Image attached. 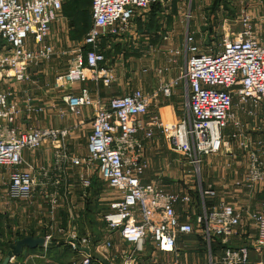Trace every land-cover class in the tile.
Instances as JSON below:
<instances>
[{"label":"built area","instance_id":"obj_1","mask_svg":"<svg viewBox=\"0 0 264 264\" xmlns=\"http://www.w3.org/2000/svg\"><path fill=\"white\" fill-rule=\"evenodd\" d=\"M64 1L0 0V82L8 78L29 81V69L52 56L54 47L46 38L53 23L59 20ZM157 1L161 0H90L91 22L78 45L75 64L57 75L56 80L113 84L116 73L108 64L106 51L114 38L128 31L138 11ZM235 21L240 24L239 30L232 39L225 36L218 49L211 43L206 51L202 50L198 40L201 36L186 32L185 60L179 76L161 82L152 94L137 88L105 100L93 98L85 89L65 94L63 100L70 112L79 114L85 106L93 109L84 157L68 153L63 143L68 134L66 128L46 125L20 129L16 119L21 108L14 91L0 90V170L8 174L9 196L28 199L39 179L48 177L49 168H38L22 158L24 149H38L48 140L56 148L53 160L58 170H64L66 163L94 166L102 184L115 192L108 200V210L102 213V221L107 233H117L130 247L108 255L111 264H157L156 254L160 252H170L174 257L172 264H178V241L183 236L199 230L208 243L215 237L226 243L246 220L255 230L251 246L264 250V203L260 211H246L243 217L228 202L207 205L205 198L217 195L211 186L205 188L198 183L200 201L192 203L188 190H167L159 176L155 181L144 182L150 160L144 155L142 139L150 140L160 134L170 150L195 167L199 178L203 158L220 152L224 146V129L230 123L239 125L233 111L234 99L249 115L264 107V42L252 32L248 13L241 9ZM171 52L179 56L182 48ZM182 82L186 109L182 118L166 121L149 111L152 97L158 92L169 97ZM34 110L42 108L36 106ZM249 163L243 182L252 186L264 180V154L261 158L255 152L250 154ZM89 185L90 178H83L82 186ZM179 203L185 212L183 220L176 209ZM44 239L47 245L51 236ZM66 241L74 250L77 245L90 250H78L81 258L77 264H90L92 250L98 245L114 247L109 238L78 232H71ZM149 247L152 254H146ZM8 264L27 263L12 255ZM209 264H264V257L250 259L248 244L226 245L222 255L213 262L210 259Z\"/></svg>","mask_w":264,"mask_h":264},{"label":"crops","instance_id":"obj_2","mask_svg":"<svg viewBox=\"0 0 264 264\" xmlns=\"http://www.w3.org/2000/svg\"><path fill=\"white\" fill-rule=\"evenodd\" d=\"M153 4L158 5L156 10L151 9ZM165 5L161 0L138 11L128 31L113 39L111 47L106 51L108 59L114 60L111 66L116 73V81L111 85L91 80L76 82L56 80L57 75L65 73L75 64L77 48L83 39V36L75 39L69 37L72 26L70 19L62 12L46 38L54 47L52 56L41 65L29 69L31 75L29 81L15 82L8 78L0 82V90L14 91L18 106L21 108L16 125L22 130L46 125L66 128L68 134L64 137L63 143L68 153L77 157L86 156L93 109L85 106L81 108L79 114H74L68 109L63 96L69 93L76 94L82 89L89 91L93 98L104 100L136 88L152 94L159 89L161 82L172 81L179 76L185 60L183 53L185 33L192 31L202 38L207 32L200 33V22L197 21L195 13L196 6L188 5L186 12H183L178 1L172 0L170 5L167 2ZM222 5L220 1L218 5L220 11H223ZM87 8L90 11L89 5ZM240 8L242 9V5ZM209 10L211 11L210 7ZM55 28L58 33L55 32ZM174 48H182V53L179 56L174 55L171 52ZM36 106L42 110H34ZM149 111L160 115L166 121L182 118L186 113L184 83L175 86L173 94L169 97L158 92V95L151 99ZM233 111L239 125L234 126L230 123L224 129L225 142L221 151L203 158L198 183L202 187L211 186L216 190V196L205 198L207 205L228 202L245 217L246 211H260L264 203V180L252 186H247L243 182L249 171L250 154L255 152L258 158L264 154V107L256 110L254 115H249L245 107L242 108L234 99ZM138 136L141 138L142 134ZM142 142L145 146L144 155L150 160L144 182L155 181L159 176L162 186L173 191L182 186L181 181L183 183L191 181L192 176L185 174V169L181 165L174 167V171L170 172L168 169L171 163L167 164L164 157L162 172L154 173V165L169 149V145L160 134H156L150 140L142 139ZM244 142L247 143V147L243 146ZM55 151L56 148L48 140L38 149L23 150L24 162L34 163L38 168L50 169L48 177L39 179L34 194L28 199L9 196L8 174L5 170H0V262L9 244L24 236H51L47 245L36 247L34 250L24 248L22 254L17 256L26 263L27 259H30L33 261L32 264H77L81 255L78 250L73 252L74 249H71L66 241L71 232L94 236L92 232L98 228L100 233L102 232L101 236L94 237L109 238L114 244L110 249L98 245L92 250L105 257L115 254L118 249L125 250L130 247L117 233H107L102 221V213L108 210V200L115 192L105 186L103 188L102 183L97 185V181L90 178L89 172L95 171L94 166L88 168L85 165L74 166L66 163L64 168L65 164L62 163L64 170H58L59 167L54 165L53 160ZM83 178H90L91 183L88 187L82 186ZM183 187L186 189L188 185ZM189 188L192 203H195L198 201L197 194L192 186L189 185ZM176 209L183 220L185 212L182 204L179 203ZM254 237L253 224L248 220L236 228L226 243L218 237L212 238L208 243L199 230H196L178 241L180 253L177 261L178 264H209L210 259L213 262L222 255L226 245L240 244L250 245V259L254 260L256 256L264 257V250H257L251 246ZM151 250L149 247L146 254H152ZM73 253L74 256L79 255L78 261L66 258ZM160 253L164 254L160 263L164 264L165 256L169 254V264H172L174 257L170 252ZM92 264L100 263L95 260Z\"/></svg>","mask_w":264,"mask_h":264},{"label":"rangeland","instance_id":"obj_3","mask_svg":"<svg viewBox=\"0 0 264 264\" xmlns=\"http://www.w3.org/2000/svg\"><path fill=\"white\" fill-rule=\"evenodd\" d=\"M179 2V5L181 7V11L186 12L188 9V5H192L191 7L196 6L195 13L197 14V21L200 22V33L201 32H206L203 34L202 38H198L202 50L206 51V47L210 46L211 43H213L214 46H216V49L220 48L222 45V39L226 36V38L232 39L234 35L237 33V31L240 28L239 22H236V16L239 14V9H241L242 5V11H245L249 15L250 19V25H251V30L252 32L256 35L257 38H259L261 41L264 42V0H242V2H239L238 0H228L225 2L222 0V9L223 11H220L219 7L214 10L213 12L209 10V7L211 8L214 0H175ZM166 2L168 5L171 4L172 0H163V4L165 5ZM174 2V0H173ZM166 6V5H165ZM194 15H196L194 12H192ZM225 19V20H224ZM59 26H57L58 28ZM57 28H55V32L58 33ZM60 32V31H59ZM62 33V32H61ZM201 36V35H200ZM208 44V45H206ZM124 58V56H123ZM113 59H109L108 64L112 65L113 64ZM182 62V60H181ZM169 121V120H168ZM166 158V163H171L170 169H168L170 172L174 171V167L181 165L185 169V174L188 176H192L191 181L188 180V183H182V186H179L176 190L178 189H185L183 186L188 188L189 191V185L193 187L194 192L197 194L198 201H200L199 195H198V175L195 170L194 166H189L185 160L179 154L173 152L172 150L167 149L165 151V154H163L160 157V160L157 162L156 165H154V173L156 172H162L164 166H163V161L162 158ZM201 167V165H200ZM190 170V173L188 172ZM95 172V173H94ZM201 172V169H200ZM90 178L92 180L97 181V185H101V181L97 177L96 171H93L92 173L89 172ZM154 176V175H153ZM166 179H170L166 177ZM169 182V181H168ZM173 182V181H172ZM91 183V180H90ZM170 183V182H169ZM180 183V182H179ZM186 184V185H184ZM105 185L103 184V188ZM102 188V186H101ZM102 233V232H101ZM100 230L96 228L92 234L96 237L101 236ZM264 252V251H263ZM75 253L71 254L72 256L66 257L71 260L78 261L79 260V255H75ZM99 254V253H98ZM102 255V254H100ZM157 264H162L160 263L161 257L164 255L163 253H157ZM65 258V259H66ZM166 260L163 262L164 264H169L170 262V255L166 254L165 256ZM33 261L30 259H27V264H32ZM68 264V263H67ZM71 264V263H69ZM92 264V263H91Z\"/></svg>","mask_w":264,"mask_h":264},{"label":"trees","instance_id":"obj_4","mask_svg":"<svg viewBox=\"0 0 264 264\" xmlns=\"http://www.w3.org/2000/svg\"><path fill=\"white\" fill-rule=\"evenodd\" d=\"M222 0H214L211 11L213 12L218 8L219 2ZM88 5L90 10V0H65L62 5V12L66 17L70 19V25L72 26V30L69 32V37L71 39L81 38L85 35L88 30L91 22L90 11H88ZM158 8L157 4H153L151 9ZM30 250H34L35 248H29ZM72 249V248H71ZM73 252L76 250H72ZM95 259L93 257L92 262ZM91 262V263H92Z\"/></svg>","mask_w":264,"mask_h":264},{"label":"water","instance_id":"obj_5","mask_svg":"<svg viewBox=\"0 0 264 264\" xmlns=\"http://www.w3.org/2000/svg\"><path fill=\"white\" fill-rule=\"evenodd\" d=\"M45 239L43 236H24L22 238H19L13 243L9 244V248L0 262V264H8V260L12 255L19 256L22 254V251L24 248H35V247H42L44 246ZM76 249L85 253H89L90 250L88 247L83 246H76ZM93 257L96 261H98L100 264H111V262L103 255H100L98 253H92Z\"/></svg>","mask_w":264,"mask_h":264}]
</instances>
